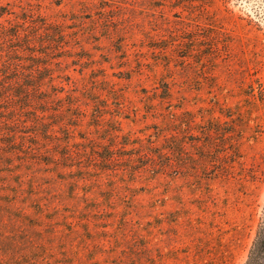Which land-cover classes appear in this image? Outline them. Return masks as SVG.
<instances>
[{"label":"rangeland","instance_id":"rangeland-1","mask_svg":"<svg viewBox=\"0 0 264 264\" xmlns=\"http://www.w3.org/2000/svg\"><path fill=\"white\" fill-rule=\"evenodd\" d=\"M0 7V69L47 65L33 75H51L81 104L43 113L72 125L56 139L29 113L0 120V264L256 257L264 238V0ZM56 108L67 111L55 118Z\"/></svg>","mask_w":264,"mask_h":264},{"label":"trees","instance_id":"trees-1","mask_svg":"<svg viewBox=\"0 0 264 264\" xmlns=\"http://www.w3.org/2000/svg\"><path fill=\"white\" fill-rule=\"evenodd\" d=\"M0 17L5 13L2 11V7H0ZM16 39H21V33L18 32L13 35ZM25 63V62H24ZM9 63L4 61L3 65L6 66ZM39 69H24L20 71L19 69L8 68L7 70L0 69V113L11 114L12 117L6 119L5 117L0 116V120L2 122L8 123H16L22 120L25 116V113H29L27 116V120L36 126L44 125L43 133L45 136H48L47 139L50 140L56 139L55 136L57 134H63L65 131H70V123H66L63 121L53 122L48 120V116L46 117L43 113L49 109L50 106H58L61 108V104L67 107L79 108L80 103H77L75 97L72 95H67L68 92L64 90L63 83L62 86H57L53 83L54 78L51 75L46 76H35L33 73L40 72L42 69H47V65L38 64L36 65ZM16 71V76H11L10 71ZM48 78L52 83L49 85V89L43 87L44 80ZM36 94V98L33 99L32 95ZM62 94H65L62 96ZM72 99L68 102H65V99ZM37 102V105H33V102ZM9 105V107H7ZM11 105V106H10ZM13 105V106H12ZM52 109L54 112L51 113L52 117H58L62 115V112L67 110L60 109ZM61 111V112H60ZM17 115H13V113H17ZM75 119H80L81 116L78 115L74 117ZM58 128V130H56ZM43 134V135H44ZM61 158H67L65 155H62ZM258 246V248H257ZM256 257L253 258L250 256L249 260L246 264H259L260 256H264V238L258 242H256Z\"/></svg>","mask_w":264,"mask_h":264}]
</instances>
